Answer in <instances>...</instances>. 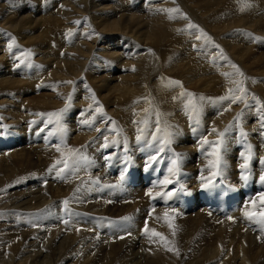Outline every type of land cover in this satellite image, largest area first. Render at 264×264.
Here are the masks:
<instances>
[{"label":"bare ground","instance_id":"obj_1","mask_svg":"<svg viewBox=\"0 0 264 264\" xmlns=\"http://www.w3.org/2000/svg\"><path fill=\"white\" fill-rule=\"evenodd\" d=\"M12 1L31 22L0 2V264H264V0ZM108 33L135 81L92 77ZM216 180L255 186L237 225L197 200Z\"/></svg>","mask_w":264,"mask_h":264},{"label":"rangeland","instance_id":"obj_2","mask_svg":"<svg viewBox=\"0 0 264 264\" xmlns=\"http://www.w3.org/2000/svg\"><path fill=\"white\" fill-rule=\"evenodd\" d=\"M0 2H1V4H6L3 8L4 12H8V11L13 12L11 15L12 21L22 20V21L28 22V23L31 22V19L27 15V12L25 9L26 7L23 4L19 3L18 6H14L17 4H13L12 0H0ZM146 2H148V0H146ZM46 17L47 16L37 17L32 24V25H35L33 27H36L41 22V20H43ZM42 35H43V32H42V30L39 29L37 31H33L31 33H28L27 38L36 39V38H40ZM117 37H118L117 33H108L105 35V38L103 40L99 41L96 44L95 50L97 53H99V50L104 49L106 52H103L104 53L103 55H105V56H109L113 51H115L117 54V57L114 58V61L116 62V64L112 70H109L110 73L107 71H101V73L91 74L92 77L95 78L94 79L95 82H97L98 84L105 85L110 80H113L112 85H117L120 80H124V81L134 80V73L131 70H129V69H127L125 71L120 70V67H121L120 63L122 61H121V57H118V56L121 55L123 57L124 54L122 53L123 52L122 49L124 48V46L117 47L115 45ZM107 46H110V47L107 48ZM63 53H64V51L62 50L61 51L62 56H63ZM261 56H264V49H262V51H261ZM2 70H4V69H2ZM2 70H0V79H1V75H2V73H1ZM32 95L33 94L29 95V97H32ZM13 96L18 97L17 94H15ZM6 119H8V118H6ZM183 123L186 124L185 122H183ZM3 125H8V124L5 123ZM10 129H12L10 134L15 133L13 131V129H15V123H13V125H11ZM17 140L18 139H16L13 143H16ZM238 169H239V167H237V170ZM218 175H220L223 178H227L226 175H223V174H218ZM189 205H191V204H189ZM137 212H140V210H138ZM209 218H211V217L209 216L208 219ZM174 221H176V220L174 219ZM180 221H183V217L180 218ZM3 222L7 223L8 221L4 220ZM145 226H147V222H145ZM97 238L99 240V237H97ZM147 252L150 253L151 250L148 249Z\"/></svg>","mask_w":264,"mask_h":264},{"label":"snow or ice","instance_id":"obj_3","mask_svg":"<svg viewBox=\"0 0 264 264\" xmlns=\"http://www.w3.org/2000/svg\"><path fill=\"white\" fill-rule=\"evenodd\" d=\"M189 27H195V25H189ZM202 35H203V34H202ZM13 42H14V41H13ZM10 47H11V45H10ZM233 67H235V65H233ZM237 73H238L239 75H243V73L240 72L239 69H237ZM68 83H71V82H68ZM174 83L178 84L179 82H174ZM188 95L190 96L191 94H188ZM69 99H71V98L69 97ZM93 99H94V96H93ZM201 99H203V98H201ZM237 99H239V97H235V98H233L232 102L235 103ZM69 106H70V105H66V108H65L64 110H66L67 107H69ZM64 110H62V111H64ZM100 110H101V109H97V111H100ZM47 115H48V117H49V122H51V118H52V117H56V118H57V121L59 120V117H60V113H48ZM45 126H47V125H45ZM214 131H215V129H214ZM50 134H51V133H50ZM221 135H223V134H221ZM138 139H139V137H138ZM205 143H207V141H205ZM105 147H107V145H105ZM57 150L59 151V149H57ZM162 150H163V149H161V151H162ZM248 151H249V155H247V156H244L243 153L241 154V155L244 157V163L241 164V168H242V169H246V168L248 167V159H249V157H250V155H251V147H250V146H249V150H248ZM70 152H71V150H70ZM211 154L215 156V160L212 161V162H210V167H212L213 169H218V167H219V165H220V153H219L218 146L214 148V151H213ZM155 159H156V158L153 156V157L150 158V161H151V160H155ZM177 159H179V157H178ZM57 163H58V164H59V163H63V168H61L60 171L57 172V176H59L60 173L64 170V168L69 167V164H68V159H65L64 161H57ZM75 163H76V161H73V164H75ZM172 163H173L174 167H173V168H170V169H169V172L175 174V171H176V169H175L176 161L174 160ZM262 163H264V161H262ZM54 167H55V166H54ZM212 174H213V175H216L217 173H216V171H213ZM243 178H244V179H247V176H244ZM260 180H261L262 183H264V175H261V176H260ZM163 183L168 184V183H170V180H168L167 178H165V180H164ZM209 183H210V181H209ZM148 195L151 196V192H149ZM260 200H261L262 203H264V195H261ZM252 203L254 204L255 201H253ZM65 204H67V201H65ZM165 215H167V214H165ZM245 215H247V216L249 217V219H252V217H253V215H255V213H247V212H246ZM257 222H258V223H261V224H264V208H261V209L259 210V218H258ZM145 231H146V232L149 231V230L147 229V227H145ZM151 234H152V235H155V236H159V235H160L159 233H156V232H154V231H153ZM161 238L163 239V237H161Z\"/></svg>","mask_w":264,"mask_h":264}]
</instances>
